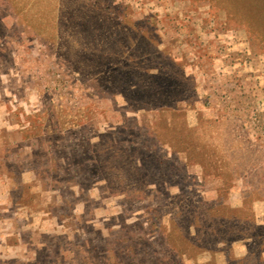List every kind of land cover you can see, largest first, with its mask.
I'll return each mask as SVG.
<instances>
[{
    "label": "rangeland",
    "instance_id": "obj_1",
    "mask_svg": "<svg viewBox=\"0 0 264 264\" xmlns=\"http://www.w3.org/2000/svg\"><path fill=\"white\" fill-rule=\"evenodd\" d=\"M0 264H264V0H0Z\"/></svg>",
    "mask_w": 264,
    "mask_h": 264
}]
</instances>
